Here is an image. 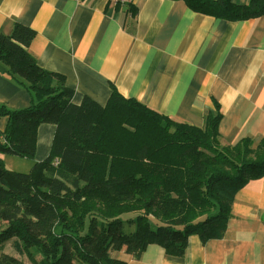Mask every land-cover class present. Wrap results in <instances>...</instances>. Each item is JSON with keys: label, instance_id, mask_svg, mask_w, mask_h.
Listing matches in <instances>:
<instances>
[{"label": "trees", "instance_id": "16d2710c", "mask_svg": "<svg viewBox=\"0 0 264 264\" xmlns=\"http://www.w3.org/2000/svg\"><path fill=\"white\" fill-rule=\"evenodd\" d=\"M175 1L230 22L264 16V0ZM34 33L18 23L8 35L0 32V73L30 97L22 109L0 105V118L7 120L0 131V249L14 238L15 251L30 264H124L113 254L138 260L154 244L181 258L190 236L223 238L235 194L264 178V137L224 144L218 105L203 128L173 121L115 88L104 107L87 97L75 105L63 78L43 70L29 53ZM42 124L54 126V133L48 155L37 162ZM125 141L123 156L118 146ZM110 144L114 149L104 152ZM1 156L33 164L19 173L6 169ZM103 156L101 177L94 165ZM89 196L136 200L138 208L90 213L70 223L72 206ZM165 204L171 210L162 214ZM0 264L24 263L0 252Z\"/></svg>", "mask_w": 264, "mask_h": 264}, {"label": "crops", "instance_id": "0c3cea01", "mask_svg": "<svg viewBox=\"0 0 264 264\" xmlns=\"http://www.w3.org/2000/svg\"><path fill=\"white\" fill-rule=\"evenodd\" d=\"M16 23L35 32L29 53L63 78L75 105L87 97L104 107L115 88L197 128L218 105L224 144L264 137V16L230 22L175 0H132L126 8L105 0H0V32L10 34ZM29 104L28 93L0 73V105ZM6 123L0 118L1 132ZM53 133L54 126H39L37 162L48 155ZM113 256L124 264H264V178L235 194L223 238L190 236L181 258L154 244L138 260Z\"/></svg>", "mask_w": 264, "mask_h": 264}, {"label": "rangeland", "instance_id": "374dc122", "mask_svg": "<svg viewBox=\"0 0 264 264\" xmlns=\"http://www.w3.org/2000/svg\"><path fill=\"white\" fill-rule=\"evenodd\" d=\"M112 124L114 123L113 120H111ZM112 126V125H111ZM119 130L122 129V126L120 123H118ZM125 128V127H123ZM118 130V128H116ZM128 141V140H127ZM132 142V141H131ZM116 142H113L112 145H115ZM125 145H119L118 148L122 151L123 156L128 154L126 145L128 143L125 141V143H121ZM114 149V148H113ZM110 145H106V148L104 152H108L109 150H113ZM2 159V158H1ZM107 158L106 157H101L95 162V169L97 171V174H100L101 177H103L106 173V166H107ZM5 161V167L6 169L8 168L11 171L19 172V173H28L31 166L32 162L20 159L17 157H12L8 156L7 158L4 157L2 159ZM138 204L136 200H131V201H124L121 200L120 202L115 201L111 198H108L107 196H89L86 198L85 201L82 202L80 205H73L72 209L76 212V215L73 216L72 218L69 219L70 223H73L76 225L77 223L73 222L76 220L77 216L84 215L85 217L87 214L90 213H97L101 215H111L115 214L119 210L123 209H137ZM171 208L168 204H165L162 209H160V212L162 214H166V212L170 211ZM132 215V214H129ZM128 216V215H126ZM130 217V216H129ZM152 218L154 217L153 215L151 216ZM13 240L6 242L0 249V252L6 253L8 255L14 256L15 258L21 260L24 264H30L27 258L23 255H19L14 247H13Z\"/></svg>", "mask_w": 264, "mask_h": 264}, {"label": "built area", "instance_id": "2783aa9c", "mask_svg": "<svg viewBox=\"0 0 264 264\" xmlns=\"http://www.w3.org/2000/svg\"><path fill=\"white\" fill-rule=\"evenodd\" d=\"M107 3L113 5L114 7L126 8L128 7L132 0H105Z\"/></svg>", "mask_w": 264, "mask_h": 264}]
</instances>
